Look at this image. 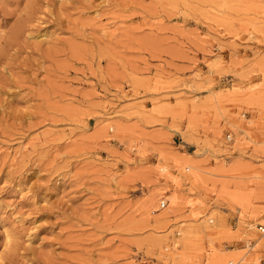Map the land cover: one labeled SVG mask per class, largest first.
<instances>
[{
    "label": "rangeland",
    "instance_id": "1",
    "mask_svg": "<svg viewBox=\"0 0 264 264\" xmlns=\"http://www.w3.org/2000/svg\"><path fill=\"white\" fill-rule=\"evenodd\" d=\"M263 214L264 0H0L1 264H259Z\"/></svg>",
    "mask_w": 264,
    "mask_h": 264
},
{
    "label": "bare ground",
    "instance_id": "2",
    "mask_svg": "<svg viewBox=\"0 0 264 264\" xmlns=\"http://www.w3.org/2000/svg\"><path fill=\"white\" fill-rule=\"evenodd\" d=\"M159 170H161V171H165L164 170V167L163 166H161L160 168H159ZM164 174V173H163ZM165 175V174H164ZM167 199V198H166ZM168 200H171V197H168ZM170 203H171V201H170ZM153 211H155L156 210V207L154 206L153 207V209H152ZM151 210V211H152ZM156 216V215H155ZM158 216V215H157ZM162 216V215H161ZM258 216V215H257ZM262 216V215H261ZM202 216H197V217H195V218H201ZM248 221L246 222V227H247V229L249 230V231H251L252 233H253V235H252V237H253V239L255 240V243L254 244H257V245H264V242H263V240H262V238L258 235V233H257V231H256V233L254 232V228H255V223L253 222L254 221V219H255V217H254V215H250V216H248ZM202 222V224L205 226V229H206V232H208V235H212V233L215 231V228L214 227H212V228H209L206 224H204L203 223V221H201ZM211 227V226H210ZM217 229V228H216ZM256 229V228H255ZM250 242H252V241H250ZM254 244H248V242H246V249L248 248V250H251V249H253L254 248ZM257 256V255H256ZM214 257V256H213ZM257 258V257H256ZM260 260V259H259ZM252 261V260H251ZM0 262H1V259H0ZM213 263V262H212ZM219 263V262H218ZM1 264V263H0ZM214 264V263H213ZM233 264H235V263H233ZM258 264V263H257ZM259 264H260V262H259Z\"/></svg>",
    "mask_w": 264,
    "mask_h": 264
},
{
    "label": "built area",
    "instance_id": "3",
    "mask_svg": "<svg viewBox=\"0 0 264 264\" xmlns=\"http://www.w3.org/2000/svg\"><path fill=\"white\" fill-rule=\"evenodd\" d=\"M224 139H225V141H229L230 135L226 134ZM165 204L166 203L164 201L160 200L159 207L162 208L165 206ZM255 228H256L258 235L262 238V240L264 242V214L260 218L259 222L256 223ZM248 244H250V243L248 242ZM259 262H260V264H264V249L262 250V253L260 255ZM228 264H232V263H228Z\"/></svg>",
    "mask_w": 264,
    "mask_h": 264
}]
</instances>
